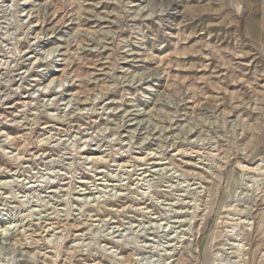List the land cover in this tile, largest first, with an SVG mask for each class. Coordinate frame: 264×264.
Instances as JSON below:
<instances>
[{
    "label": "rangeland",
    "instance_id": "1",
    "mask_svg": "<svg viewBox=\"0 0 264 264\" xmlns=\"http://www.w3.org/2000/svg\"><path fill=\"white\" fill-rule=\"evenodd\" d=\"M0 264H264V0H0Z\"/></svg>",
    "mask_w": 264,
    "mask_h": 264
}]
</instances>
